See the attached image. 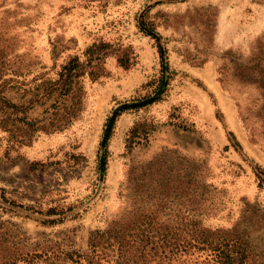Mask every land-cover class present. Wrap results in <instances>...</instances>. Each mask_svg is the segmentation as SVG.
Returning a JSON list of instances; mask_svg holds the SVG:
<instances>
[{"label": "rangeland", "instance_id": "1", "mask_svg": "<svg viewBox=\"0 0 264 264\" xmlns=\"http://www.w3.org/2000/svg\"><path fill=\"white\" fill-rule=\"evenodd\" d=\"M101 41L110 45L104 71L81 77V109L62 129L41 122L50 103H31L33 86L56 78L74 55L85 61ZM1 73L14 104L0 111V241L8 252L86 250L90 233L123 209L156 202L146 199L156 183L141 199L134 183L162 153L182 172L190 162L197 169L193 198L163 209L168 223L185 228L190 215L230 229L240 264H264V0H0ZM165 75L160 100L117 116L123 104L158 94ZM175 128L195 131L203 146L173 143ZM159 264L216 263L190 248Z\"/></svg>", "mask_w": 264, "mask_h": 264}, {"label": "trees", "instance_id": "2", "mask_svg": "<svg viewBox=\"0 0 264 264\" xmlns=\"http://www.w3.org/2000/svg\"><path fill=\"white\" fill-rule=\"evenodd\" d=\"M147 26L149 30H145V33H152L154 24L147 22ZM109 47V43L94 42L85 50V61L74 55L61 67L56 78H44L33 86L36 91L30 99L31 103L36 102L40 105L50 103L43 110L47 116H44L41 122L48 119L54 129H62L70 122L82 106L84 90L81 77L89 74L92 79H95L103 73L101 64ZM157 47L163 55L165 49L159 44ZM118 61L122 65L127 63L123 58H118ZM163 68L166 72L168 71V62H163ZM168 79L169 75L159 79L156 89L152 91L158 94L142 101L135 100L123 104V109L117 112V116L125 109L139 108L160 100L166 91ZM10 82L11 78H4L2 73L0 74V111L14 107V104L4 96L5 87ZM28 90L31 91L30 88ZM1 119L0 125H3L4 121ZM111 122L112 119L106 128L105 144L110 135ZM148 134V129H145L144 138ZM104 152L106 153L105 150ZM170 160L162 153L157 154L155 158L143 164L141 176L134 183L135 187L140 189L139 194H135L140 195V199L144 196L147 187L156 183L155 197L146 198L156 202L147 204L144 202L145 199H142L144 204L141 207L137 205V208L132 210L123 209L105 228L96 229L90 233L86 250L55 249L52 251L43 246H37L39 251L33 248L17 256L3 248L0 241V264H17L18 259L27 264H159V261L166 258L168 254L172 255L190 248L208 251V255L216 264H240V259L245 255H242L239 249H231L238 240L231 235L228 236L227 232H232L230 229H211L204 226L200 219L190 215L185 216L187 218L185 228L168 223L169 218L164 214L163 209L170 206L173 198L191 200L195 191L190 189L189 183L197 180L194 174L197 170L194 162L188 163L190 172H182L180 168L170 166ZM181 162L184 164L188 161ZM259 169H261L259 173L264 174V170L260 167ZM55 213L57 212L52 208L47 211L48 215ZM185 218L179 217L173 221L182 224Z\"/></svg>", "mask_w": 264, "mask_h": 264}, {"label": "crops", "instance_id": "3", "mask_svg": "<svg viewBox=\"0 0 264 264\" xmlns=\"http://www.w3.org/2000/svg\"><path fill=\"white\" fill-rule=\"evenodd\" d=\"M173 143H181V145L185 149H198L203 146L202 140L197 135L195 131L192 130H180V129H174L173 130Z\"/></svg>", "mask_w": 264, "mask_h": 264}, {"label": "bare ground", "instance_id": "4", "mask_svg": "<svg viewBox=\"0 0 264 264\" xmlns=\"http://www.w3.org/2000/svg\"><path fill=\"white\" fill-rule=\"evenodd\" d=\"M89 147L91 148V147H92V145H89Z\"/></svg>", "mask_w": 264, "mask_h": 264}]
</instances>
